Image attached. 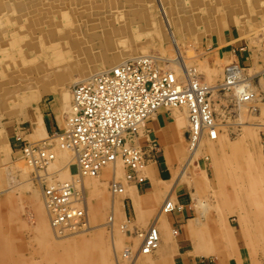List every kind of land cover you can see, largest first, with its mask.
<instances>
[{
    "label": "bare ground",
    "instance_id": "6f19581e",
    "mask_svg": "<svg viewBox=\"0 0 264 264\" xmlns=\"http://www.w3.org/2000/svg\"><path fill=\"white\" fill-rule=\"evenodd\" d=\"M235 3H238V6ZM23 17L28 18L26 25H22L19 21ZM230 17L235 19L240 36L245 38L249 46L252 63L249 67H243L233 57L222 59L218 56L217 50H214L215 54L210 51L213 61L216 62V67L213 70L209 68L210 71H213L209 72L212 73L211 80L214 75L221 73L223 69L220 68L221 64L223 62L227 64L224 65L221 80L215 85H208L206 80H201L198 72L197 75L194 74L197 69L188 65L189 60L181 52L180 43L184 38L198 39L199 36L202 37L206 33H211L214 38L220 40L223 32L220 29ZM0 20V24L2 22L6 24L3 25L5 30H0V63L4 67L3 71L0 70V90L3 91L2 84L5 80L8 83L0 97V115L16 118L18 124L29 121L32 124V130L28 135L25 133L30 139L25 140V143L37 147L45 144L51 155L44 161L45 165L40 166L37 150L31 156L24 155L22 148L18 149L19 151L16 150L22 155L26 164L18 165V170L25 173L27 168H32L40 173L33 177L42 190H40L42 194L39 193L42 195V198L40 197L42 202L39 199L42 207L40 206L39 210L41 208L42 211L44 208L43 214L48 212L50 216L47 219L50 221L48 226L46 227L44 223V228L42 227L44 232L47 233L49 229H52L54 235L61 238V236H72L69 234L75 232L88 231L90 223L86 185L89 191L93 192L97 186L96 180L104 173L103 176L111 177L109 184L112 203L110 206L111 215L108 220L110 228L115 224V207L119 203L124 206L123 219L125 222L121 227L130 240L122 245L123 252L121 256L119 255L122 264L154 263L153 256L159 251L162 238L167 237L165 233L166 214L175 208V204L168 196L170 198H164L165 201L161 203L158 210L154 208L152 212L148 211L144 214L141 207L145 205L151 208L156 200L153 195L146 198L137 194L136 185L144 182L148 177L149 160L154 159L153 153L159 148L157 143L156 150L151 154L146 143L142 145L141 140L144 136L148 139L151 138L148 135L147 124L161 108H164L174 114V128L186 129L187 146L185 145L184 153L186 156L179 165L178 169L180 170L177 169L179 172L175 179L188 181L196 188L194 197L198 215L191 221L194 227H192L193 231L195 230L194 236L200 240L209 238L211 247L220 244L222 249H230L231 239L226 242L222 241L220 237L219 220L212 218L213 216L210 218V215L209 219L205 220L204 218L209 212L205 207L207 201L203 202L204 199L199 196V188L204 186L210 191V181L204 172H194L191 169V163L199 151L203 150L202 144L207 147V140L218 139L220 133L219 124L216 122L217 118L214 116L215 110L212 107V94L221 91L230 93L243 115V111L246 113L252 108L247 105L257 100V85L253 81V75L248 71L252 66L256 69L260 64H264V0H234L233 2L229 0H0ZM168 45H171L175 54L174 58H167L169 64H166V58L163 59L158 54L147 52L151 48L162 52V50H167ZM193 45L195 44L192 43ZM191 48L187 49L192 50ZM138 56L150 57L162 71L171 73L180 86L196 84L198 87L204 88L208 103L206 101L207 105L202 106L207 109V113L210 111L211 118L206 121V125H202L203 122L198 116L196 119L192 117L193 111H199L198 107L201 104L199 96L182 103L161 105L156 112L151 114L145 126L140 130L139 147L145 152L146 157L144 165L133 173L132 178L127 177L126 165L120 159L104 164L95 175H82L76 171L73 172L72 165H75V154L58 133L65 132L70 126L74 87L95 73L108 70ZM204 68L202 67V69ZM205 72L204 70V74ZM259 74V85L264 90V69ZM206 75L208 76V73ZM43 95H49L50 102L55 106L59 118L64 115V128L50 136L45 131L43 117L37 104ZM23 113L25 115L22 117ZM259 133L260 151L264 159L263 123L260 124ZM16 135L18 137V134ZM28 145L26 146L29 147ZM63 153L68 157L67 160H64L68 170L63 176H67L68 171L70 176L68 179H65V176L64 180L61 177L63 181H56V178L54 180V177H51L52 171L50 172L49 168H55L57 160L59 161V158L56 159L57 154ZM118 166L122 168V182L117 180ZM108 172H111V175L108 176ZM66 181L72 182L75 189L71 202L72 207L84 211L83 222L79 223L80 226H72L69 225L70 223H55L47 205L45 186ZM117 194H120L121 197H115ZM128 199L135 206L137 220L130 218L127 214ZM151 213L154 214L152 218L149 217ZM43 214L40 215L44 218L45 214ZM138 222L148 224L146 227L144 225V227H138ZM228 232L230 233L229 229ZM150 235L153 238L156 237L155 247L146 245V237ZM246 235L249 240L250 234L246 233ZM250 237L252 238V236ZM225 253L227 254V252Z\"/></svg>",
    "mask_w": 264,
    "mask_h": 264
},
{
    "label": "rangeland",
    "instance_id": "374dc122",
    "mask_svg": "<svg viewBox=\"0 0 264 264\" xmlns=\"http://www.w3.org/2000/svg\"><path fill=\"white\" fill-rule=\"evenodd\" d=\"M27 20V17L19 19L22 25H26ZM227 22L231 25L235 24L233 19H228ZM3 25L6 24L2 22L0 30H5ZM224 25L226 26V24ZM224 25L220 30H224ZM211 36L210 33H206L202 37L199 36L198 39L184 38L181 40L180 50L189 60L188 65L197 69L194 74L197 75L198 72L201 80H206V84L215 85L221 80V73L227 63L221 64L220 68H223L221 75H214L211 80L210 75L212 73L209 72H213L210 71L211 68L213 70L216 67V62L210 55L212 52L206 50L207 40L209 41ZM192 43L195 45L192 46ZM188 46L192 47V50L187 49ZM166 48L167 50H162V52L152 48L147 52L158 54L163 59L166 58V64H169L167 58H174L175 54L171 45ZM203 61L204 63H202ZM247 66L250 65L247 64ZM202 67L205 68L202 69ZM262 69H264V64H260L256 69L252 66L248 71L253 75V81L257 85V100L247 105V107L252 108H248L249 112L243 111L244 115L238 109L230 93L221 91L212 94V107L215 110L214 116L217 118L216 122L219 124L220 133L218 139L207 140V147L202 144L203 150L199 151L195 156V161L193 160L191 163V169L194 172H204L210 181V198L207 197L203 201H207L205 207L210 213L205 215V220L212 216V218L219 220L222 241L227 242L231 239L229 248L232 247V238H234L231 230L232 228L235 230L239 228L243 232V237L250 250L254 249L253 251L259 252L262 251V248L264 249V159L260 151L259 137L260 124H264V90L259 85V72ZM0 70H4L2 63H0ZM204 70L208 76L206 72L204 74ZM2 86L3 91L0 90V97L8 86L6 80ZM45 99H49V95H43L37 104ZM24 115L25 113L22 117ZM63 116L60 117L62 128L65 126ZM15 119L0 115V264H117V261L118 264H122L119 258L123 252L122 245H125L130 239L124 234V229L121 227L122 223L125 222L123 204L119 203L115 207L114 226L110 228L108 225L112 203L109 184L111 172H108L109 178L103 176L104 173L99 176L93 192L89 191L86 185L90 223L88 231L75 232L69 234L72 236H61V238H57L52 229H49L47 233L44 232L42 230L44 223L47 227L48 222H50L47 219L50 216L48 212L44 213V218L40 215L44 211V208L42 211L41 208L39 210V207H42L40 204L42 202V190L33 177L40 173L32 168H27L25 173L18 170V165H26L25 160L19 152L12 150L9 145L8 133L13 123H16ZM185 145L187 146L186 140ZM57 155L56 159L59 158V161H55L57 165L55 168L52 167L53 170L49 168V171L53 172H51V177H54V180L56 178V181L61 180V177L64 180L66 175H63L68 170L67 163L64 161L68 157L64 153ZM117 169V180L122 182V168L118 166ZM59 171L61 173H58ZM72 171H76L75 166L72 167ZM66 174L65 179H68L69 171ZM33 191L37 192L34 193ZM39 193L41 194L39 195ZM117 196L121 197L120 194L115 197ZM246 233L250 234L252 238L249 236L248 240Z\"/></svg>",
    "mask_w": 264,
    "mask_h": 264
},
{
    "label": "built area",
    "instance_id": "2783aa9c",
    "mask_svg": "<svg viewBox=\"0 0 264 264\" xmlns=\"http://www.w3.org/2000/svg\"><path fill=\"white\" fill-rule=\"evenodd\" d=\"M73 96L70 126L58 134L72 148L76 159L72 167L82 175H95L104 164L120 159L126 165L127 177L132 178L146 157L139 147L140 130L161 105L199 96V111H193L192 117L198 116L202 125L211 118L210 111L207 113L202 106L207 101L204 88L196 84L180 86L171 73L162 71L148 56H138L93 74L74 87ZM142 139L152 154L157 141L145 136ZM26 145L22 147L23 154L31 156L37 150L40 166L51 157L45 144ZM44 191L55 223L81 225L84 211L71 205L75 193L72 182L45 186ZM155 241V236L146 237L147 247H155Z\"/></svg>",
    "mask_w": 264,
    "mask_h": 264
},
{
    "label": "crops",
    "instance_id": "0c3cea01",
    "mask_svg": "<svg viewBox=\"0 0 264 264\" xmlns=\"http://www.w3.org/2000/svg\"><path fill=\"white\" fill-rule=\"evenodd\" d=\"M229 1L233 2L234 0ZM235 5L238 6V3H235ZM228 19L235 21L231 17ZM227 20L220 40L211 36L210 40H207L206 50L213 51L214 54L216 52L214 50H217L218 56L222 59L233 57L243 66L251 65L252 58L249 46L246 40L240 36L236 21L235 24L231 25L228 24ZM50 101L49 98L38 104L45 131L49 136L62 129L59 114ZM173 115L171 111L161 108L153 119L148 122V135L157 141L159 148L153 153L154 159L149 160L148 177L144 182L136 185L137 194L146 198L153 195L156 200L151 208L145 205L141 207L144 214L148 211L152 212L154 208L158 210L166 198L171 197L175 204V208L166 214L167 228L165 227V233L167 237L162 238L159 251L153 256V264H264V249L262 248L260 252L253 251L254 249L250 250L243 237V232L239 228H236V230L232 228L231 230L234 236L231 250L222 249L220 244L211 247L209 238L200 240L194 236L195 230L193 231L194 227L191 221L198 215L195 205L196 198L194 197L196 188L188 181H177L175 179L178 170H180L178 169L180 168L179 165L185 158L186 129L173 127ZM31 130L32 124L28 121L20 124L13 123L8 133L10 148L12 150L20 149L23 142H26L25 140H30L26 135ZM16 134H18V137ZM141 144H145L144 139L141 140ZM209 195L210 191L207 187L202 186L199 188V196L202 199L206 200ZM126 210L130 218L137 220V211L130 199L127 200ZM153 216L154 214L151 213L149 217L152 218ZM147 224L138 222L137 226L146 227Z\"/></svg>",
    "mask_w": 264,
    "mask_h": 264
}]
</instances>
